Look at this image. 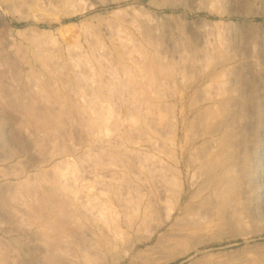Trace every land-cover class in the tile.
Segmentation results:
<instances>
[{
    "label": "rangeland",
    "instance_id": "374dc122",
    "mask_svg": "<svg viewBox=\"0 0 264 264\" xmlns=\"http://www.w3.org/2000/svg\"><path fill=\"white\" fill-rule=\"evenodd\" d=\"M0 9L2 55L17 63L2 57V83L25 108L1 91L0 117L29 144L6 125L0 250L10 264L38 263L25 253L41 230L76 264H264V0Z\"/></svg>",
    "mask_w": 264,
    "mask_h": 264
},
{
    "label": "bare ground",
    "instance_id": "6f19581e",
    "mask_svg": "<svg viewBox=\"0 0 264 264\" xmlns=\"http://www.w3.org/2000/svg\"><path fill=\"white\" fill-rule=\"evenodd\" d=\"M49 1V0H48ZM49 4V3H48ZM4 12L0 9V20H2V21H0V24H3V19H4ZM147 22V21H146ZM5 23V22H4ZM149 23V22H148ZM6 24V23H5ZM7 25V24H6ZM153 25V24H152ZM9 26V25H8ZM147 26H149L148 24H147ZM0 27H1V25H0ZM2 27H3V25H2ZM2 27L0 28V40H1V38H4V37H2V33H4V32H2ZM3 28H5V27H3ZM10 28V27H9ZM8 28V29H9ZM147 29V28H146ZM149 29V28H148ZM151 29V28H150ZM152 29H153V27H152ZM145 30V29H144ZM4 31H5V29H4ZM11 30L9 29V32H10ZM8 32V30H6V32L5 33H7ZM6 35V34H5ZM7 37V36H6ZM6 39L7 38H5V42H6ZM3 40V39H2ZM8 40V39H7ZM4 41V40H3ZM2 45H3V43H1ZM5 44V43H4ZM5 48V47H4ZM10 53V52H9ZM3 53H2V47L0 46V64H1V60L3 59V62H2V64H4V61L5 60H7L8 62V64H13V65H15V64H17V63H15V62H13V61H15V60H11L10 58H9V56H5V57H3V55H2ZM3 57V58H2ZM13 59V58H12ZM171 64V63H170ZM169 64V65H170ZM181 64V63H180ZM173 65V64H172ZM172 65H170V66H172ZM174 65H176V64H174ZM174 65L172 66L173 68H175L174 67ZM1 66V65H0ZM167 66V65H166ZM165 66V67H166ZM13 67H15V66H13ZM172 67H170V68H172ZM179 67V66H178ZM169 68V67H168ZM7 71V70H6ZM172 71V70H171ZM173 72V71H172ZM181 72V71H180ZM3 71L1 70V68H0V92L2 91V94L1 95H6V102L9 104V106L12 108V109H14V110H17L18 111V109H19V113H23V112H21V110L22 111H24L25 112V108L21 105V103H20V98H19V96H18V91L16 90V89H10V88H5V86H4V82H5V80L3 79V77L4 76H6V75H3ZM6 74V73H5ZM5 78V77H4ZM7 78V77H6ZM5 78V79H6ZM2 80H4V82L2 83ZM232 84V83H231ZM24 90V89H23ZM233 92V91H232ZM20 94V93H19ZM0 102H1V100H0ZM224 104V103H223ZM228 104V103H227ZM226 103H225V105L226 106H228ZM230 105V104H229ZM2 106V105H1ZM0 108H3V107H0ZM10 108V109H11ZM24 108V109H23ZM228 110H230V111H228ZM13 111V110H12ZM226 111H228L229 113L232 111L231 109H227ZM16 112V111H15ZM15 112H13V113H15ZM228 112H226V113H228ZM231 114V113H230ZM20 115V114H19ZM226 115H228V114H226ZM16 116V115H15ZM9 117H7V116H2V117H0V146H2V144H4V141L6 140V138L7 137H9V136H5V132L7 131H5V127H7L6 125L9 123V125H10V127H11V129L10 130H13V131H11L12 133H13V138L20 144V147H21V149H28L29 148V144L25 141V134H24V127L23 126H15L13 123H12V120L13 119H8ZM22 118V117H21ZM231 119L232 120H234L233 119V117H231ZM18 121H19V118L17 119ZM230 122H231V120H230ZM230 122L228 121V124H230ZM233 123V122H232ZM227 124V125H228ZM19 125V124H18ZM22 125V124H21ZM229 127V126H228ZM226 128V127H225ZM8 134V133H7ZM26 137H28V136H26ZM226 137V136H225ZM10 138V137H9ZM227 138H229V137H227ZM11 140V139H10ZM29 140V139H28ZM29 142V141H28ZM7 145V144H6ZM227 145H230L229 143L227 144ZM15 146V145H14ZM231 146V145H230ZM225 147H227L226 145H225ZM224 147V148H225ZM232 147V146H231ZM231 147H229V149L231 148ZM17 148V147H16ZM4 149V148H3ZM6 149V148H5ZM228 148H227V150H229ZM224 150H226V149H224ZM7 152V151H6ZM12 152V151H11ZM232 152V151H231ZM28 154H30V153H28ZM237 155V154H236ZM1 156V155H0ZM29 156V155H28ZM9 157V156H8ZM31 157V156H30ZM11 158V157H10ZM230 158V157H229ZM235 158V157H234ZM39 159V158H38ZM237 183V182H236ZM2 184V183H1ZM2 186V185H1ZM6 186H4V188H5ZM1 188V187H0ZM3 188V187H2ZM1 188V189H2ZM7 188V187H6ZM2 191V190H1ZM0 191V192H1ZM5 193H7L6 192V189H5ZM2 194H4V192L3 193H0V197L2 196ZM83 196V195H82ZM85 199V198H84ZM1 204L0 205H2V202H0ZM6 204V203H5ZM96 204H99L98 202L96 203ZM93 206H96L95 204H93ZM98 206V205H97ZM1 207V206H0ZM79 210H80V215H82L83 217H86L87 219H89L88 221L90 222V218H91V216L88 214V212H87V209H83L82 207H79ZM93 212H94V210H93ZM98 213V212H97ZM105 214V213H104ZM110 214V213H109ZM7 215V214H6ZM13 215V214H12ZM62 215V214H61ZM97 215H99V214H97ZM94 216V215H93ZM5 217V216H4ZM16 217V216H15ZM105 217V216H104ZM2 218H3V215H2ZM8 218V217H7ZM111 218V217H110ZM10 219V218H9ZM8 220V219H7ZM96 220H98V219H96ZM14 220H13V218H12V222H13ZM93 221H94V219H93ZM103 221L104 222H106V220H104L103 219ZM102 221V219H101V223L103 222ZM108 221V220H107ZM112 221H113V218H112ZM10 222H11V219H10ZM12 222L11 223H9V224H12ZM91 222H92V220H91ZM90 222V223H91ZM99 222H100V219H99ZM109 222V221H108ZM108 222H106V224H108ZM114 223H116V221H113ZM111 223V224H113V226L115 227L116 225L114 224V223ZM13 223H15V222H13ZM20 223V222H19ZM86 223V222H85ZM93 223V222H92ZM95 223V222H94ZM98 223V222H97ZM101 223L99 224L100 226L98 227V228H100L99 230L100 231H103L104 232V230H102V228H104V229H106V231H107V229L108 228H106L105 227V225L102 223V226L104 225V227H102L101 226ZM4 224V223H3ZM87 224V223H86ZM96 224V223H95ZM14 225V224H13ZM13 225H11V227H13ZM84 225V224H83ZM94 225V224H93ZM95 226V225H94ZM98 226V225H97ZM8 227V226H7ZM7 227H6V229H7ZM10 227V229H13V228H11ZM16 227V226H15ZM19 227V226H18ZM102 227V228H101ZM110 227V226H109ZM22 228H24V227H22ZM26 229L28 228V227H25ZM36 228H38V227H36ZM59 228V227H58ZM90 228V227H89ZM97 228V229H98ZM118 228V226H116V228L115 229H117ZM9 228L7 229V230H10ZM16 229V228H15ZM19 229H20V227H19ZM28 229H30V228H28ZM27 229V230H28ZM49 229V228H48ZM91 229V228H90ZM114 229V230H115ZM119 229V228H118ZM117 229V230H118ZM23 230V229H22ZM47 230V229H46ZM83 230H85V228L83 229ZM88 230V229H87ZM86 230V232L88 233L89 231H87ZM94 229H92V232H95V231H93ZM109 230V229H108ZM11 231V230H10ZM24 231V230H23ZM36 232L37 231H39V229L38 230H35ZM49 231V230H48ZM106 231L104 232V233H106ZM35 232V233H36ZM43 232V233H42ZM44 232H47V231H40L39 233H36L35 234V237H34V235H33V237H34V240H35V243L37 244L36 245V248H39V252H38V250L35 248V247H33V246H31V247H29L30 249H28L29 251H25L26 253L25 254H27V253H29V255L31 254H33V256L35 255V254H37V264H76L75 262H71V261H69V260H65L63 257H62V255H61V253L59 252V250H60V248H59V250L57 249L58 247L57 246H55V244L53 243V241L51 240V238L46 234H44ZM82 232V231H81ZM85 232V231H84ZM108 232V231H107ZM109 232H110V230H109ZM118 233H119V230L117 231ZM116 232V233H117ZM96 233V232H95ZM115 233V232H114ZM29 234H31V233H28L27 235L28 236H30ZM49 234V233H48ZM81 234V233H80ZM80 234H78V235H80ZM17 235H19V234H17ZM20 235H22V236H24L23 234H21L20 233ZM50 235V234H49ZM90 235V234H89ZM99 235V234H98ZM110 235V234H109ZM14 236V235H13ZM12 236V237H13ZM82 236H84L83 234H82ZM53 237V236H52ZM80 237H81V235H80ZM79 237V238H80ZM93 237V236H92ZM106 237V236H105ZM104 237V238H105ZM56 237H54V238H52V239H55ZM98 238V237H97ZM14 242H16L18 245H22L21 244V238L19 237V236H14ZM96 239V238H95ZM94 239V240H95ZM99 239V238H98ZM55 240H57V239H55ZM59 240V239H58ZM88 240V239H87ZM90 240V239H89ZM105 240H106V238H105ZM104 240V241H105ZM108 240V239H107ZM110 240V239H109ZM108 240V241H109ZM24 241V240H23ZM32 241V239L30 240V242ZM83 241V240H82ZM86 241V240H85ZM25 242V241H24ZM32 242H34V241H32ZM62 242V241H61ZM61 242L60 241H58V243L59 244H61ZM89 242V241H88ZM96 242V241H95ZM102 242V241H101ZM106 242V241H105ZM2 243V242H1ZM29 243V242H28ZM56 243V242H55ZM83 243V242H82ZM81 243V244H82ZM91 243H93L92 242V240H91ZM90 243V244H91ZM33 244V243H32ZM88 244V243H87ZM101 244H103V243H101ZM2 245V244H1ZM29 245H30V243H29ZM57 245V244H56ZM107 245V244H106ZM105 245V246H106ZM9 246V245H8ZM8 246H7V248H8ZM62 246V245H61ZM98 246H99V244H98ZM98 246H96L95 245V247L96 248H100V247H102V246H100V247H98ZM25 247V246H24ZM23 247V248H24ZM33 247V248H32ZM57 247V248H56ZM13 249H14V247H12ZM11 248V249H12ZM22 248V249H23ZM91 248V247H90ZM93 248H94V246H93ZM4 249H6V247H4ZM12 249V250H13ZM17 249V248H16ZM34 249H36L37 251L35 252V250ZM89 249V247H87V250ZM95 249V248H94ZM94 249H91V251L93 252V250ZM27 250V249H26ZM87 250H82L83 252L84 251H87ZM102 250V249H101ZM16 252H17V250H15ZM98 252H99V249L97 250ZM95 252H96V250H95ZM5 253H8V252H5ZM15 253V252H14ZM102 253V252H101ZM17 255H18V253H16ZM9 258V257H8ZM13 258V257H12ZM11 258V259H12ZM23 258V257H22ZM25 258V257H24ZM22 259L21 260V263L20 264H28V262H29V260L26 258V259ZM18 260V259H17ZM16 260V261H17ZM11 262V261H10ZM10 262L9 261H7V259H6V256L4 255V250L2 251V250H0V264H10ZM13 262V261H12ZM18 262H19V260H18ZM17 262V263H18ZM30 264L32 263V262H29ZM34 263V262H33ZM14 264V263H13ZM79 264H81V263H79Z\"/></svg>",
    "mask_w": 264,
    "mask_h": 264
}]
</instances>
